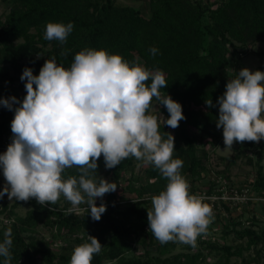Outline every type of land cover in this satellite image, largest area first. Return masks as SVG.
I'll return each mask as SVG.
<instances>
[{
  "label": "trees",
  "instance_id": "trees-1",
  "mask_svg": "<svg viewBox=\"0 0 264 264\" xmlns=\"http://www.w3.org/2000/svg\"><path fill=\"white\" fill-rule=\"evenodd\" d=\"M146 1L147 11L118 0H0L5 8L0 15V83L19 80L26 93V81L20 79L18 72L29 67L38 75L46 59H55L69 67L74 56L84 49H103L108 54L121 55L129 64L162 72L168 85L160 91L181 104L185 119L175 129L161 122L159 131L165 139L169 133L174 136L173 159L183 161L180 174L189 185V194L213 193L218 178L209 165L212 152L207 146L199 145L190 128L199 132L205 127L222 129L216 127L217 100L225 92L228 79L238 75L239 49L247 52L264 40V0ZM48 22L73 23L66 42L44 39ZM153 47L158 49L155 55L150 52ZM208 99L212 100V107L205 103ZM152 104L156 108H150L149 114L161 121L160 114L165 119L168 117L166 107L157 104L155 98ZM0 112L2 154L12 140L14 108L0 107ZM248 150L257 153L256 162L247 155L248 162L257 167L249 187L257 195H264V145L245 141L235 149L234 156L221 159L227 160L229 167ZM139 162L142 161L129 157L107 169L103 156L98 160L97 182L101 176L117 184L114 192L96 200L97 205H106L99 221L88 215L86 204L66 214L71 204L63 196L56 204L49 205H40L35 198L15 200L9 206L5 203L0 211L6 214L5 218L0 216V242L5 239V231L11 229V264H69L74 248L90 242L89 235L102 244L91 264H206L205 250L219 254L212 264H233V256L240 257V264H264V227L257 229L255 217L245 225L231 216L232 204L228 200H221V208L215 209L217 216L219 209L227 211L233 225L230 228L228 223L224 224L222 241L206 240L200 235L202 247L186 244L179 251L176 249L180 242L161 244L148 231L147 209L152 207V197L164 190L168 181L154 165L144 163L141 165L145 181H141L135 176ZM63 176L78 177L79 171L76 167L66 169ZM205 176L209 180L203 187L198 181ZM225 179L229 180V174ZM120 182L135 194L124 203L118 192ZM246 187L241 183L237 190L241 192ZM21 205H29L24 213L17 210ZM43 228L47 229L48 237L42 233ZM251 249L255 250V256H244ZM4 259L0 256V264Z\"/></svg>",
  "mask_w": 264,
  "mask_h": 264
},
{
  "label": "clouds",
  "instance_id": "clouds-1",
  "mask_svg": "<svg viewBox=\"0 0 264 264\" xmlns=\"http://www.w3.org/2000/svg\"><path fill=\"white\" fill-rule=\"evenodd\" d=\"M73 28L72 22H48L44 39L63 44ZM150 52L155 55L158 49ZM20 79L26 81L22 102L15 96L0 98L4 107L14 108L12 140L0 154L6 181L0 199L5 195L9 201L35 198L38 204L49 205L63 196L71 204L66 214L86 204L88 215L99 221L106 205H97L96 200L114 192L117 184L101 176L97 182L98 160L103 156L105 167L111 169L135 157L154 165L168 181L147 209L148 231L161 244L197 246L213 211L201 197L189 194L180 174L183 161L173 159L174 136L167 132L165 139L159 131L161 122L175 129L185 119L181 104L160 91L168 85L162 72L129 64L121 55L103 49H84L69 67L46 59L38 75L25 67ZM153 98L166 107V119L149 114ZM205 103L213 106L211 99ZM217 103L216 127L223 129L226 148L234 142L264 139V71L240 69L228 79ZM73 167L79 176L65 179L63 173ZM4 236L0 256L5 258L3 264H11V229ZM88 239L74 248L69 264H91L93 255L101 251L95 236Z\"/></svg>",
  "mask_w": 264,
  "mask_h": 264
},
{
  "label": "rangeland",
  "instance_id": "rangeland-1",
  "mask_svg": "<svg viewBox=\"0 0 264 264\" xmlns=\"http://www.w3.org/2000/svg\"><path fill=\"white\" fill-rule=\"evenodd\" d=\"M119 3L122 4H128L132 5L141 9H144L147 11V1L146 0H118ZM5 12V8L3 5H0V15H3ZM241 51V54L239 55V61L236 66V73L238 74V71L244 67L249 68L252 71L260 70L264 71V40H261L260 42L256 43L254 46L246 50L243 48L239 49ZM23 72V71H22ZM22 72H18L17 75L21 76ZM26 93L20 86V81H16L15 83H0V98H10L12 96H15L18 101L22 102L23 98L25 97ZM0 107L5 108L2 104H0ZM156 108V105L153 107ZM163 116V115H162ZM2 118L1 112H0V120ZM206 129L202 132H199L197 129L191 127L190 131L192 133H195L197 136V141H199L200 146H207L211 150V157H210V168L214 172V176L218 178L217 181V188L216 189H222V192H225V197H228L229 192L234 188H238L241 183H244L248 185L247 188L250 189L249 194L251 199L247 201H243L241 197L238 198L236 196L234 199L235 202H232V208H231V216L237 217L241 219L245 225L250 223L251 217H255L257 220V229H260L261 227H264V199H257L256 192L250 188L251 182L256 177V170L257 167L254 163L248 162L247 157L252 156V161L256 162L257 153L253 150H248L247 154L243 155L242 157L238 158L236 163L232 164L231 166L227 167L226 163L227 160L221 159V157H230L234 156L235 149L239 147V142H234L232 145V148H226L223 141V129H210L205 127ZM216 143V144H215ZM257 144L264 145V139H261ZM258 150V148H256ZM248 155V156H247ZM144 163L139 162L135 167V176H138L141 181H145V174H144V166L141 164ZM145 164V163H144ZM262 169L264 170V160L262 161ZM229 174V180L225 179V176ZM126 175H129L126 174ZM209 178L207 176L203 177L201 180L199 179V184L205 186V183H207ZM187 182V181H186ZM6 181L3 176L2 168H0V190L3 189ZM123 184V185H121ZM235 186V187H234ZM250 186V187H249ZM119 194H120V200L122 203L125 202L126 199L130 197H135V194L131 192L126 186H124V182H120ZM15 202V200L9 201L7 195H5L2 199H0V211L3 209L4 204L12 205ZM63 204V202H61ZM124 205V204H122ZM29 205H21L17 208V210L20 213H24L28 209ZM218 208V207H217ZM220 208V207H219ZM80 208L76 209L78 211ZM213 211V218L211 220V223L209 224L206 233L201 234L202 238L206 240H215V239H221V230L223 229L224 224H229L230 228L233 226L231 223V218L228 215L227 211H224L222 209H219L220 211L218 213V216L216 215V210L212 209ZM2 217H6V214H0ZM42 233L44 235H47V229L43 228ZM49 235H47L48 237ZM230 238L233 237V234H230ZM186 244L179 243L176 251L181 250L183 246ZM197 245L198 248L202 247V243L199 240V237L197 238ZM137 252V250H135ZM206 253V264H212L213 262L217 261L219 258V254L216 252H213L212 254L207 253V250H205ZM244 256L250 257L255 256V250H247L244 252ZM233 264H240V257L233 256L231 259ZM251 264H257L256 262H253Z\"/></svg>",
  "mask_w": 264,
  "mask_h": 264
},
{
  "label": "built area",
  "instance_id": "built-area-1",
  "mask_svg": "<svg viewBox=\"0 0 264 264\" xmlns=\"http://www.w3.org/2000/svg\"><path fill=\"white\" fill-rule=\"evenodd\" d=\"M249 191L250 189L249 188H243L241 190V192H239L237 190V188H234V190L232 189L230 192H232L231 194L229 193L228 197H225V192H222V189H215L213 191V193H207V192H200L198 194H195L196 196L198 197H201L203 199V202L204 201H208V205L211 206L212 209H216V207H220V201L221 200H228L230 201V204L233 203H237L235 202L234 199H236L235 197L238 196V198H242L244 199L243 201H247V200H250L251 197H250V194H249ZM257 199L261 200V199H264V195H258L257 196ZM233 205V204H232ZM221 208V207H220Z\"/></svg>",
  "mask_w": 264,
  "mask_h": 264
}]
</instances>
